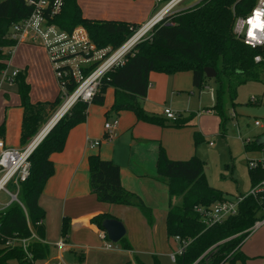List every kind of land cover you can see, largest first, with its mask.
<instances>
[{
  "label": "trees",
  "instance_id": "trees-1",
  "mask_svg": "<svg viewBox=\"0 0 264 264\" xmlns=\"http://www.w3.org/2000/svg\"><path fill=\"white\" fill-rule=\"evenodd\" d=\"M25 0L0 1V73L5 69V61L10 58L7 52L14 42L6 38L9 27L30 13ZM171 0H160V3ZM256 0H200L197 4L164 17L155 24L148 37H145L127 54L125 63L103 79L92 103H102L107 88L114 89L113 112L131 111L139 121L163 126L164 120L156 114H150L141 107L147 95L148 77L151 72L176 74L190 71L192 85L201 90L205 87V68L215 71L213 79L218 88L213 107L221 117V134L224 136L227 118L223 113L226 98L234 100L236 88L254 79L257 67L253 57L261 52L245 46L233 35L234 13L247 15ZM60 28L72 30L84 27L92 42L98 47L123 45L140 27L128 22L93 20L82 16L76 0H66L61 14L54 20ZM6 50V51H5ZM245 75L250 77H245ZM258 77V76H257ZM20 107L23 109L20 144L26 145L57 112L61 101L57 97L53 102H30V86L22 73L15 78ZM73 86L68 87L72 93ZM251 104V103H250ZM61 106V105H60ZM89 104L78 101L71 107L45 138L38 144L29 158L30 170L27 180L19 185L17 198L19 203L10 204L0 213V264H29L20 246H5L9 238L30 239L34 234L44 238L42 221L44 211L38 200L54 167L50 160L53 153L61 152L69 131L85 121ZM189 120L176 119L174 126L184 127ZM4 135V125L0 126V138ZM196 143L199 144L198 138ZM264 149V144H244V151ZM206 163L196 157L187 161H172L160 148L156 161V172L160 180L168 187L169 196L181 197L180 206L169 205L166 228L171 238L178 237L187 243L184 253L178 257L177 264H226L242 260L238 251L246 237L244 233L258 219L262 208L259 200L247 197L240 205L238 214L222 224L207 226L201 222L196 212L198 207H207L225 200L224 193L211 187L205 177ZM89 188L101 203L123 206H136L149 221H152L150 209L135 194L125 190L120 182L119 167L110 161L102 160L98 155L88 157ZM264 180V171L250 170V181L255 186ZM111 219L108 215H97L92 219L102 229V222ZM41 224H38L40 223ZM63 235L67 232L63 223ZM123 248H128L125 239L120 240ZM32 261L46 260L50 249L39 240L28 244ZM208 260L205 258L208 256Z\"/></svg>",
  "mask_w": 264,
  "mask_h": 264
},
{
  "label": "crops",
  "instance_id": "crops-1",
  "mask_svg": "<svg viewBox=\"0 0 264 264\" xmlns=\"http://www.w3.org/2000/svg\"><path fill=\"white\" fill-rule=\"evenodd\" d=\"M131 2L128 10L124 8L118 13L114 12L109 19L96 20L128 22L143 29L161 11L160 9L153 13V10L161 4L155 0H132ZM29 55H32L33 58L28 59ZM5 65L8 74L15 71V69L12 71L8 69L12 65L19 71L25 70L24 75L30 86L29 97L32 104L53 102L57 98V96L54 98L53 96L59 88L55 79H52L53 83L50 82L49 61L44 49L40 46L29 43L17 45L10 58L5 61ZM20 73L18 72V74ZM14 80L2 83L0 94L3 96L6 106L11 105L21 110L20 139L23 109L20 107L17 89L15 93L12 89L16 85ZM148 83L147 95L141 102V106L145 108L146 112L152 113L150 112L152 106L158 105L160 110L157 115L164 120L165 125L159 126L139 121L131 111L117 113L111 111L114 103V89L112 88V103L106 108L99 109L89 104L85 121L69 131L63 150L50 156L54 171L46 181L38 200L39 207L45 213L42 221L44 238L39 241L49 247L50 254L51 251L55 253L56 259L60 258L64 261V255L73 260L75 264H87L90 258L100 250L110 253L107 264L178 263L179 255L176 256L175 261H172L170 256L179 251L181 243L168 236L166 218L169 205L180 206L179 197L171 198L169 196L167 185L157 176L156 161L160 148L172 161L190 160L198 153L197 138L202 143L204 137L202 128L194 124L191 117L179 112L175 113L177 119H186L189 120V123L184 127L174 126L175 121L167 119L163 111L165 108H169L167 107L169 104L174 106L175 100L178 98L193 99L194 90L200 94L205 87L201 90L193 87L191 72L150 73ZM34 85L40 87L42 93L41 98L36 101L33 97L32 86ZM187 95L188 97H186ZM211 99L213 101L212 93ZM12 101L15 102L11 103ZM59 110L60 107L57 112ZM213 112V108H209L202 114ZM114 119H118V127L114 136L106 139L104 124ZM254 122L253 126L262 131L253 138H249L253 142L248 146L264 136V126L257 127ZM0 139L6 146L3 137ZM96 140H101V144L96 148H90L88 143ZM206 143L209 147L214 146L211 141H206ZM210 143L212 145H209ZM22 147H17V149ZM261 150L263 149L248 152L253 154L251 157H254ZM92 155H98L102 160L110 161L119 167L122 187L137 195L150 209L152 221H149L141 209L136 206L106 204L96 199L89 188L88 157ZM8 204L9 197L8 201H0V213L5 210ZM102 214L123 224L125 229L123 238L128 248H123L119 241L116 243L118 246L114 243L118 247L117 251L104 249V244H102L104 240H101L98 234L105 233V231L92 222L95 216ZM63 223H66L67 227L65 236L62 232ZM249 236L245 237L239 246L238 251L243 259L226 264H264V230ZM62 237L65 239L66 247L60 252L56 249L55 243ZM106 241H109L107 237Z\"/></svg>",
  "mask_w": 264,
  "mask_h": 264
},
{
  "label": "built area",
  "instance_id": "built-area-1",
  "mask_svg": "<svg viewBox=\"0 0 264 264\" xmlns=\"http://www.w3.org/2000/svg\"><path fill=\"white\" fill-rule=\"evenodd\" d=\"M155 1L160 2V0ZM182 1L184 0H171L166 7L170 5L173 7ZM24 2L30 8V13L27 17L9 27L6 38L14 42V45L7 49L8 54L11 55L16 46L23 43L40 46L46 53L54 79L60 94L64 98L60 110L67 112L78 101L91 104L103 79L107 80L109 73L125 63L127 54L132 51L139 39L131 43L130 46L128 45L142 29L135 32L123 45L116 49L111 46L98 47L91 41L84 27L78 26L69 31L54 23L56 17L61 14L66 0H25ZM164 10L165 6L146 26L148 31L152 29L149 26ZM232 32L235 38L245 46L253 50H260L261 52L253 57V61L255 64H264V0H256L254 7L247 15H236L234 13ZM17 74V70L8 74L4 69L0 73V86L4 82H12ZM69 86L74 88L70 94L68 93ZM250 103L256 104V98H251ZM163 114L171 121L177 119L176 114L169 108H165ZM118 124V119L104 124L106 139L114 136ZM254 125L257 127L264 126L259 120H256ZM38 137L37 135L29 144L20 149L7 147L0 139V193L9 197V204L5 209L12 203L20 204L17 198L19 185L29 177V158L41 142H37ZM252 142L253 140L249 138L244 140V144ZM100 144L101 140L88 143L90 148H96ZM248 166L252 171H264V149L257 156L248 159ZM247 197L259 200L262 205L258 213V219L244 232L248 237L256 230L264 228V180L252 186L246 194L239 195L235 201L225 199L207 207H198L196 212L201 222L207 226L222 224L228 218L238 214L239 205ZM38 224H41V222ZM98 236L101 240L106 241L104 232H100ZM33 239L39 240L34 234L30 239L9 238L6 240L5 246L11 248L20 246L25 259L33 262L32 254L28 250V244ZM175 239L181 243V247L177 253L170 256L172 261H175L177 255L181 256L187 247V243L181 241L178 237ZM114 245L109 241L104 244V249L117 251L118 249ZM55 247L58 251H63L66 247L65 239L60 238L55 243Z\"/></svg>",
  "mask_w": 264,
  "mask_h": 264
},
{
  "label": "rangeland",
  "instance_id": "rangeland-1",
  "mask_svg": "<svg viewBox=\"0 0 264 264\" xmlns=\"http://www.w3.org/2000/svg\"><path fill=\"white\" fill-rule=\"evenodd\" d=\"M131 1L132 0H76L79 8L81 9L82 16L87 19L93 20L102 18L109 19L114 12L118 13L124 8L128 10V8L131 6ZM199 1L200 0H184L180 4H176L168 10H166L168 8L166 7V5L169 2H163L153 10V13L159 11L160 9L162 10L165 6L166 11L164 10V13L166 14H164V17H166L173 13L187 9L188 5L189 7H192ZM150 33L151 29L139 39L137 44H139L145 37H148ZM29 58L32 59L33 56L29 55L28 59ZM15 66H9L8 69L10 71L15 69L22 74L25 73L24 69L23 71H19V69H17ZM256 70L258 73L255 74L254 79H258L257 81H247L238 86L236 88V97L234 100H229L230 98L228 97L226 98V104L223 108V113L227 118L224 136L221 134L220 128L221 117L216 112H213L211 114H202V112L206 111L209 108H213L215 105V93L218 86L213 79L206 80L205 88L200 94H198L197 90H194L193 99L178 98L175 100L174 106L172 104H169L167 106L174 113L179 112L182 115L191 117L192 122L202 128L204 142L196 146L198 153L195 157L206 163L204 174L208 184L211 187L223 192L224 198L229 201H235L239 195L246 194L252 188L248 159L253 156V154L249 152L246 153L244 151V140L253 138L262 131L261 129L255 128L253 126L254 120H259L264 125V68L257 67ZM49 71L51 76L50 82L53 83L52 79H54V75L50 66ZM188 72L190 71H186L185 73ZM245 77L248 78L250 76L245 75ZM15 87L12 88L14 93L17 89ZM39 88L40 87H37L35 85L32 86L33 97L35 101L39 100L42 96ZM58 92H55L53 98L56 96L60 98L61 106L59 105V107L61 109L64 98ZM211 93L213 96V101L211 99ZM0 96L2 95L0 94ZM186 97H188V95ZM253 97L258 101L257 104H250V100ZM1 98L3 99V101ZM1 98L0 125H4L3 139L6 141V146L16 148L21 146L24 147L31 141H29L26 145H21L19 141V120L21 117V110L11 105L6 106L3 96ZM112 100L113 89L107 88L104 92L103 102L101 104L93 103L90 105H93L98 109L103 107L106 108L112 103ZM15 101H12L11 103H14ZM59 107H57V109ZM141 107L144 111H146L143 106ZM159 110L160 107L158 105H153L150 111L152 113L150 114L157 115L159 114ZM58 112L52 115V117L46 122V124ZM46 124L43 126V128L46 126ZM206 141H211L214 146L209 147ZM0 201H8V197H6V195H4L3 193H0ZM178 203L179 205L182 204L181 197H179ZM261 230H264V228L256 230L250 236ZM108 242L109 241H102V244H106ZM53 253L54 252L51 251L50 256L46 260H38L34 263L30 262L29 264H62V262L63 264H75L73 260L68 259L64 255V261H62L60 258L56 259L55 253ZM109 258L110 253L99 250L97 251V254L95 256L90 258L87 264H107L109 262Z\"/></svg>",
  "mask_w": 264,
  "mask_h": 264
},
{
  "label": "water",
  "instance_id": "water-1",
  "mask_svg": "<svg viewBox=\"0 0 264 264\" xmlns=\"http://www.w3.org/2000/svg\"><path fill=\"white\" fill-rule=\"evenodd\" d=\"M164 16H161L159 19L155 20L153 22V24L149 27H153L155 24H157L159 21H161L163 19ZM204 74L206 76L207 79H214L216 77V73L213 69L211 68H205L204 69ZM61 110H59L60 112ZM58 112V113H59ZM66 113V111H63V113L58 116L56 114V116H54L50 121L49 123L47 124V127L44 129L47 130L45 132V134L42 136V138L39 140L42 141L45 136L52 130V128L58 123V121L63 117V115ZM41 133L43 132H40L39 136L41 135ZM256 143L257 145H262L264 144V136L263 137H260L256 140ZM102 228L103 230L105 231L106 233V237L107 239L112 242V243H118L122 238L123 236L125 235V229H124V226L123 224L116 220V219H106L102 222ZM210 255H208L205 260H208Z\"/></svg>",
  "mask_w": 264,
  "mask_h": 264
},
{
  "label": "bare ground",
  "instance_id": "bare-ground-1",
  "mask_svg": "<svg viewBox=\"0 0 264 264\" xmlns=\"http://www.w3.org/2000/svg\"><path fill=\"white\" fill-rule=\"evenodd\" d=\"M170 7H172L171 5L166 9V10H168ZM165 10V11H166ZM164 14V11L156 18V20L157 19H159L162 15ZM155 21V20H154ZM148 27H145V28H143L140 32H138L137 34H136V36L134 37V39H133V41L132 42H130V44L128 45V46H130L131 45V43H133L135 40H137V39H140V37H142L145 33H147L148 32ZM127 46V47H128ZM63 113V110H61L59 113H57V115L58 116H60L61 114ZM56 116V115H55ZM47 127V125L42 129V131L41 132H43V133H41V135L39 136V134H38V139H37V142L42 138V136L45 134V132L47 131V130H45L44 131V129Z\"/></svg>",
  "mask_w": 264,
  "mask_h": 264
}]
</instances>
